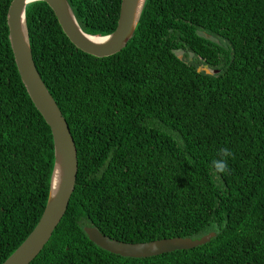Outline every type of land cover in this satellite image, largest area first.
Instances as JSON below:
<instances>
[{
	"label": "trees",
	"instance_id": "trees-1",
	"mask_svg": "<svg viewBox=\"0 0 264 264\" xmlns=\"http://www.w3.org/2000/svg\"><path fill=\"white\" fill-rule=\"evenodd\" d=\"M65 1L83 33L114 30L120 0ZM9 2L0 0V264L37 223L52 167L50 132L8 45ZM24 17L76 157L64 214L29 264H264V0H145L131 38L104 58L75 49L43 2ZM224 147L230 171L214 175ZM83 227L132 244L214 236L136 259L99 249Z\"/></svg>",
	"mask_w": 264,
	"mask_h": 264
},
{
	"label": "water",
	"instance_id": "water-1",
	"mask_svg": "<svg viewBox=\"0 0 264 264\" xmlns=\"http://www.w3.org/2000/svg\"><path fill=\"white\" fill-rule=\"evenodd\" d=\"M145 0H120L114 30L105 36L85 34L78 27L65 0H38L52 12L57 25L68 42L80 52L94 58H104L119 52L128 42L139 19ZM33 0H10L5 25L7 41L20 83L31 104L47 126L52 141V167L46 201L41 215L21 244L1 264H29L47 242L66 209L74 187L76 174L75 149L67 126L31 60L25 26L24 9ZM178 59L181 53H176ZM196 72L216 74L204 65ZM87 240L99 249L124 258H147L178 250H187L208 242L213 233L197 239L170 238L147 243H124L83 227Z\"/></svg>",
	"mask_w": 264,
	"mask_h": 264
},
{
	"label": "clouds",
	"instance_id": "clouds-1",
	"mask_svg": "<svg viewBox=\"0 0 264 264\" xmlns=\"http://www.w3.org/2000/svg\"><path fill=\"white\" fill-rule=\"evenodd\" d=\"M33 2H38V0H33ZM218 155L220 158L212 161L213 174H227L230 171L228 159L231 158L233 154L227 147H224L219 149Z\"/></svg>",
	"mask_w": 264,
	"mask_h": 264
}]
</instances>
